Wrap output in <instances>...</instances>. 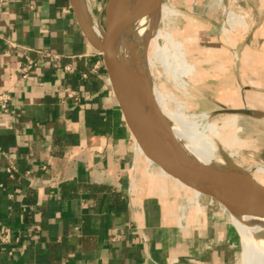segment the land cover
<instances>
[{"label": "crops", "instance_id": "crops-1", "mask_svg": "<svg viewBox=\"0 0 264 264\" xmlns=\"http://www.w3.org/2000/svg\"><path fill=\"white\" fill-rule=\"evenodd\" d=\"M234 1L238 106L264 114V0ZM0 93V264L237 263L222 205L139 151L68 0H2Z\"/></svg>", "mask_w": 264, "mask_h": 264}, {"label": "rangeland", "instance_id": "rangeland-1", "mask_svg": "<svg viewBox=\"0 0 264 264\" xmlns=\"http://www.w3.org/2000/svg\"><path fill=\"white\" fill-rule=\"evenodd\" d=\"M105 1L85 0L100 27ZM238 4L234 0H162L152 27L148 25L153 9L148 8L142 45L146 37L149 38L143 53L150 63L146 68L154 94L164 98L167 109L187 116L206 115L209 121L220 125L224 116L226 118L230 113L214 111L223 107H241L238 106L242 104L238 90L241 83H234V49L230 47L231 31L238 22L236 18L240 19L235 15L240 14ZM229 13L234 14L232 26L227 20ZM253 93L259 95L254 98L255 107L264 110V92H248ZM251 105L248 107H253ZM220 132L226 138H230L232 132L234 146L226 150L232 152V159L242 169L264 184V175L253 171L257 166L264 169V114H237L233 125ZM160 173L169 176L162 170ZM239 242L240 255L236 264H245L240 235Z\"/></svg>", "mask_w": 264, "mask_h": 264}, {"label": "water", "instance_id": "water-1", "mask_svg": "<svg viewBox=\"0 0 264 264\" xmlns=\"http://www.w3.org/2000/svg\"><path fill=\"white\" fill-rule=\"evenodd\" d=\"M75 20L92 49L102 58L112 93L125 124L144 157L171 178L230 210L229 205L246 208L264 216V184L237 167L226 155V165L242 179L228 177L197 159L176 137L172 126L156 106L146 81L134 78L131 45L124 36L135 31L128 23L148 8L153 20L162 0H106L101 34L95 36L86 24L78 0H68ZM218 112L255 116L247 108L218 109ZM231 212V210H230Z\"/></svg>", "mask_w": 264, "mask_h": 264}, {"label": "bare ground", "instance_id": "bare-ground-1", "mask_svg": "<svg viewBox=\"0 0 264 264\" xmlns=\"http://www.w3.org/2000/svg\"><path fill=\"white\" fill-rule=\"evenodd\" d=\"M78 1L86 24L92 30L94 35L99 37L101 34V30L98 22L92 17L85 0ZM147 10L148 9L144 10L140 15H138L128 23L127 26L132 27L136 32L124 36V41L131 45L132 58L133 60H135L133 66V74L135 76L134 78H142L146 81V84L149 87L156 106L171 124L174 135H176L178 139L184 142L186 148L197 159L228 177L238 180L242 179L240 173L226 165V159H224L223 156V153H225V155L232 162L234 161L232 159V152L226 150V148L234 146L233 140L235 139V137L234 135L232 136V132L230 133V138H226L220 132L222 128L233 125L237 114L232 113L226 118L224 116L222 121H220V125H217V122L209 121L206 115H200V117L187 116L185 113L167 109L165 107L164 98L162 96L159 97L160 95L158 96L157 93V95L154 94L153 84L151 82V79L149 78L148 69L146 68V65L149 63V61L143 53V50L146 49V44L149 37H146L142 45L144 20ZM233 15L232 13H229L227 16V20L229 24H231V26L233 22ZM151 16L152 17L149 19V22L153 20V13ZM228 108L234 109L236 107ZM240 108H247L252 111L254 110L252 107L247 106H241ZM217 112L218 110L214 111L213 113ZM217 159H219V161L224 164L219 163ZM233 163L237 167L241 168L240 165L235 161ZM160 170L161 169H159V171ZM253 171L264 175V169H262V167L257 166ZM228 207L230 208L231 212L229 210L227 215L229 214V217L236 226L243 242L242 245L244 254L242 258L244 259V263L264 264V216H260L259 214H256L255 212L247 210L243 207L234 205H229ZM223 209L226 210L225 207H223Z\"/></svg>", "mask_w": 264, "mask_h": 264}, {"label": "built area", "instance_id": "built-area-1", "mask_svg": "<svg viewBox=\"0 0 264 264\" xmlns=\"http://www.w3.org/2000/svg\"><path fill=\"white\" fill-rule=\"evenodd\" d=\"M2 2V0H0V3ZM10 100V95L8 93H0V108L4 111L7 109V105L9 103ZM14 166L13 164H9L6 167V171L9 173H12L14 171ZM196 196V198L200 195V194H196L192 189H190ZM9 236V229L7 227H0V241H5L7 240Z\"/></svg>", "mask_w": 264, "mask_h": 264}]
</instances>
